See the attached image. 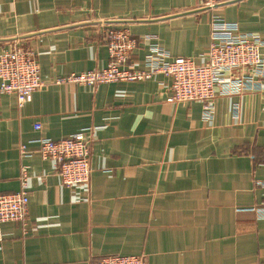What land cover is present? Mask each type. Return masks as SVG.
<instances>
[{
	"label": "crops",
	"instance_id": "crops-1",
	"mask_svg": "<svg viewBox=\"0 0 264 264\" xmlns=\"http://www.w3.org/2000/svg\"><path fill=\"white\" fill-rule=\"evenodd\" d=\"M264 39V0H0V51L35 53L46 86L18 104L0 94V194L28 172V218L1 225L0 264H90L144 255L147 264H264V79L197 101H168L170 79L99 84L51 80L100 70L104 28L126 29L142 68L150 44L204 61L210 21ZM264 53V47L261 49ZM38 126V128H36ZM90 136L87 184L65 186L39 138ZM24 144L30 156L20 153Z\"/></svg>",
	"mask_w": 264,
	"mask_h": 264
},
{
	"label": "built area",
	"instance_id": "built-area-1",
	"mask_svg": "<svg viewBox=\"0 0 264 264\" xmlns=\"http://www.w3.org/2000/svg\"><path fill=\"white\" fill-rule=\"evenodd\" d=\"M218 2L202 0V5L212 9ZM103 34L109 57L105 68L71 73L51 80L52 83L72 82L95 87L103 83L145 80L162 74L170 79L171 94L167 100L200 102L204 119L208 120L213 116L216 93L232 96L255 89L264 79V53L261 52L264 39L239 31L236 22L221 17L215 16L210 21V42L204 61L200 64L190 57L170 58L159 45L150 44L141 68L129 62L138 41L128 30L109 27L104 28ZM49 83L41 77L35 53L28 46L16 42L0 51V94H15L21 105L26 96ZM36 142L40 156L56 163L62 184L73 186L88 183L91 140L86 129L67 138H39ZM20 153L23 156L31 155L24 144L20 146ZM20 180L21 188L18 191L0 194V238L3 223L27 221L29 194L26 166L21 168ZM261 184L264 186V181ZM90 264H147V261L144 255H110L95 258Z\"/></svg>",
	"mask_w": 264,
	"mask_h": 264
}]
</instances>
